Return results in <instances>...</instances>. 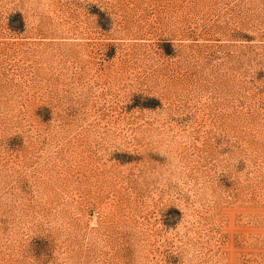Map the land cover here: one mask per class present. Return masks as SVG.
I'll return each mask as SVG.
<instances>
[{
	"label": "rangeland",
	"instance_id": "rangeland-1",
	"mask_svg": "<svg viewBox=\"0 0 264 264\" xmlns=\"http://www.w3.org/2000/svg\"><path fill=\"white\" fill-rule=\"evenodd\" d=\"M0 264H264V0H0Z\"/></svg>",
	"mask_w": 264,
	"mask_h": 264
}]
</instances>
